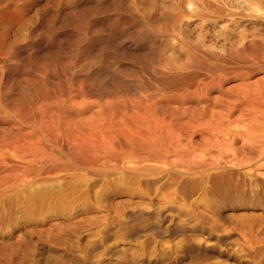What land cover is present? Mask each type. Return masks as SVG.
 I'll return each instance as SVG.
<instances>
[{"label": "bare ground", "instance_id": "bare-ground-1", "mask_svg": "<svg viewBox=\"0 0 264 264\" xmlns=\"http://www.w3.org/2000/svg\"><path fill=\"white\" fill-rule=\"evenodd\" d=\"M249 57L264 0H0V225L89 208L104 241H230L219 211L264 203Z\"/></svg>", "mask_w": 264, "mask_h": 264}, {"label": "rangeland", "instance_id": "rangeland-1", "mask_svg": "<svg viewBox=\"0 0 264 264\" xmlns=\"http://www.w3.org/2000/svg\"><path fill=\"white\" fill-rule=\"evenodd\" d=\"M246 62L239 63L243 67L238 68V82L247 67L253 71L248 82L263 78V61L249 57ZM250 159L257 162L259 158ZM257 177H261V171ZM240 182L247 183L249 192L260 190L254 178H242ZM4 196L0 194L1 208ZM238 208L226 206L219 211L229 218L238 214L231 224L222 226L225 230L220 229L224 231L221 234L232 236L226 243L104 241L99 236L102 226L95 222L101 214L96 211L76 208L68 213L46 214L32 221L0 225V264H264V203ZM243 212L259 219H243Z\"/></svg>", "mask_w": 264, "mask_h": 264}]
</instances>
